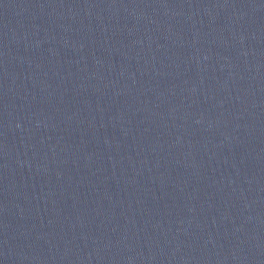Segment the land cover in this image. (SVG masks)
Returning a JSON list of instances; mask_svg holds the SVG:
<instances>
[{
	"label": "water",
	"instance_id": "obj_1",
	"mask_svg": "<svg viewBox=\"0 0 264 264\" xmlns=\"http://www.w3.org/2000/svg\"><path fill=\"white\" fill-rule=\"evenodd\" d=\"M0 264H264V0H0Z\"/></svg>",
	"mask_w": 264,
	"mask_h": 264
}]
</instances>
